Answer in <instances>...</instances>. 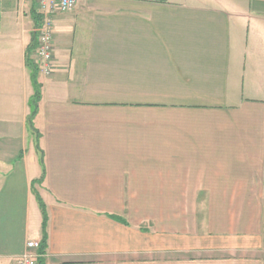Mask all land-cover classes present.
Masks as SVG:
<instances>
[{
  "label": "crops",
  "instance_id": "1",
  "mask_svg": "<svg viewBox=\"0 0 264 264\" xmlns=\"http://www.w3.org/2000/svg\"><path fill=\"white\" fill-rule=\"evenodd\" d=\"M36 4L0 0V264L35 190L40 264H264V0H78L34 77Z\"/></svg>",
  "mask_w": 264,
  "mask_h": 264
},
{
  "label": "built area",
  "instance_id": "2",
  "mask_svg": "<svg viewBox=\"0 0 264 264\" xmlns=\"http://www.w3.org/2000/svg\"><path fill=\"white\" fill-rule=\"evenodd\" d=\"M37 23L34 30L35 46L31 58L38 70L52 75L56 68L55 58V14L70 12L77 6L78 0H36ZM46 256V248L39 239L27 242V250L19 257L17 264H40Z\"/></svg>",
  "mask_w": 264,
  "mask_h": 264
},
{
  "label": "trees",
  "instance_id": "3",
  "mask_svg": "<svg viewBox=\"0 0 264 264\" xmlns=\"http://www.w3.org/2000/svg\"><path fill=\"white\" fill-rule=\"evenodd\" d=\"M36 16H37V12H36ZM36 21H37V17H36ZM35 46V42L31 45L30 47V52L32 50V48ZM29 64L32 66V69H33V73H34V77L37 76V68L35 67V64L29 59ZM35 97L33 99V105H34V108H33V112L32 114H35L36 111H37V108H38V102L40 100V86L38 84V82L36 81V78H35ZM38 141V139H37ZM38 148L40 149V146L38 144ZM41 152V162L44 163V158H43V153L42 151ZM43 168H44V164H43ZM44 172H45V169H44ZM43 177L41 179H39V181H42ZM35 193L37 195V199H38V202H39V205H40V208H41V211H42V215H43V222H42V227H43V233H44V236H43V249L46 248V244H47V238H48V221H49V214H48V211H47V206L43 200V198L41 197L40 193L38 191L35 190Z\"/></svg>",
  "mask_w": 264,
  "mask_h": 264
},
{
  "label": "rangeland",
  "instance_id": "4",
  "mask_svg": "<svg viewBox=\"0 0 264 264\" xmlns=\"http://www.w3.org/2000/svg\"><path fill=\"white\" fill-rule=\"evenodd\" d=\"M261 208H262V217H261V236L260 238H261L263 247L257 250H246L245 252H239V255H242L240 257L241 260L264 259V203L261 205Z\"/></svg>",
  "mask_w": 264,
  "mask_h": 264
}]
</instances>
